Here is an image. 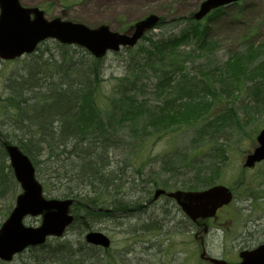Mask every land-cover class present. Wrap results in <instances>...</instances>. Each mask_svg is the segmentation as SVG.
<instances>
[{"label": "rangeland", "instance_id": "rangeland-1", "mask_svg": "<svg viewBox=\"0 0 264 264\" xmlns=\"http://www.w3.org/2000/svg\"><path fill=\"white\" fill-rule=\"evenodd\" d=\"M200 1L21 0L29 7L44 9L48 19L60 17L89 26L104 24L118 32L149 14L167 20L186 17L197 9ZM206 26L207 42L213 51L207 54L204 48L198 47L196 40H190L181 46L179 56L181 61L193 59L182 66L187 69L185 74L194 82L193 97L197 99L198 96L205 101L202 117L191 125H173L159 134L144 133L145 137L138 142L128 141L119 147L109 148L106 160L121 170V177L127 184L117 183L119 187L116 185L117 190L114 193V189L111 191V199H103L102 204L111 205L109 201L118 197L132 203L128 204L124 213L118 212V218H112L97 215L86 201L77 199L71 211L76 218L73 229L66 231L61 238L48 240L49 243L58 247V242H65L66 239L76 242L79 238L77 228H83L84 232L99 231L110 237L109 250L99 249L104 264H205L198 255L199 239L196 243L193 239L195 226L186 219L174 201L161 197L145 205L155 183H166L164 188L167 190H183L185 185L204 178H213V185H224L234 193L233 202L210 222L207 236L202 235L207 254L229 262L236 261L239 250L251 248L264 240V163L254 169H246L242 165L247 153L256 145L255 137L259 130L264 129V99L250 88L251 82L232 85L220 73L221 65L233 54H241L253 47L260 48V55L254 58L250 69L262 70L263 78L257 80L264 90V0H240L222 7L219 15L202 22L201 27ZM182 27H172V31L154 29L149 35L155 39L165 35L176 36ZM57 44L48 42L47 47L40 45L32 56H41L42 52L49 50L55 55L59 50L64 54L74 52L73 46L59 49ZM141 46L142 43H138L130 52L124 49L119 53L111 52L102 59V89L95 98L102 111L109 108L108 100L113 97L109 92L113 85L124 76L139 84L135 104L145 107L141 109L145 115L167 101L166 93L153 92L156 84L154 70L158 71V68L142 66V62H139L143 55V50L139 49ZM192 46H195V50ZM193 50V57L190 54L187 56ZM31 57L25 55L0 61V96L6 95V86L10 81L24 75L26 67L30 68ZM175 77L178 78V74ZM208 83L216 85H211L213 88L209 93L204 88V84ZM172 96L179 98L180 95L173 93ZM137 121L133 132L128 131L130 129L126 125L121 128L124 135L136 138L135 133L145 126L143 116ZM22 127L27 129L28 126L23 124ZM72 148L78 149L71 144V148L68 146L61 150L64 151L61 158L65 160L61 163L65 166L81 163L78 154L74 157ZM59 152L58 149V155ZM51 161L58 164L55 160ZM162 162L168 164L161 166ZM44 173L48 174V171L45 169ZM58 173L62 174L60 170ZM56 176L51 175L47 182L40 178L43 185L45 182L44 196L48 198H60L72 186ZM155 186L161 188L163 185ZM12 191L0 197V225L15 202ZM149 192L150 196L146 199ZM25 223L37 226L40 219L31 217ZM32 255L34 253L28 249L10 263L0 261V264H37Z\"/></svg>", "mask_w": 264, "mask_h": 264}, {"label": "trees", "instance_id": "trees-1", "mask_svg": "<svg viewBox=\"0 0 264 264\" xmlns=\"http://www.w3.org/2000/svg\"><path fill=\"white\" fill-rule=\"evenodd\" d=\"M214 15H219V10L212 12L208 19ZM164 18H161L157 28L172 31V27H183L176 36L165 35L159 39L150 35L143 37L142 46L139 48L143 50V55L139 62H142L145 68H158V71L154 70L156 84L153 92L155 94L163 92L168 95L162 107H157L147 115L141 112V109L145 108L141 107L143 105L135 104L139 84L126 76L113 85L110 93L113 97L111 96L108 100L109 108L102 111L101 106L95 100L102 88L103 79L99 78L102 62L94 60L79 48L56 58L49 53L50 51H45L41 56L36 55L35 59L30 58L32 59L30 68L24 72V75L10 81L6 86V95L0 96V120H2L0 139L19 144L22 152L35 163L38 178H44L47 182L51 175L57 174V179H65L66 184L72 185L73 187L71 186L61 194L62 197L86 201L95 210L96 208L105 209L107 205L102 204V201L107 198L111 199L119 187L117 183L127 184L121 177V170L114 168L106 160L109 148L119 147L128 141L138 142L145 137L144 133L159 134L173 125L179 127L180 125H191L192 122L202 117L205 101H201L202 99L200 100L197 94V99L193 97L195 90L192 80L185 74L182 65H179V56L182 52L180 46L190 40H196L207 54L213 51L206 40V28L201 27L200 22L194 23L190 18L179 17L175 20ZM260 52V48L253 47L243 54L233 55L221 65L220 73L226 78L225 81L232 85L244 81L251 82L250 88L257 96L264 99V90L257 80L263 78L262 70L250 69L254 58L260 55ZM45 54L48 55L44 59ZM189 54L193 52H188L187 56ZM177 74L178 79L175 78ZM221 75L218 76L219 81ZM204 85L208 93L212 91V86L209 85L216 87L215 83ZM173 93L180 95L179 98L173 97ZM47 101H49L48 104L33 109L28 118L19 120V116L25 113L24 107L33 103L44 104ZM140 116L144 117L145 126L135 133L136 138L131 139L124 135L121 128L126 125L130 129L128 131L133 132ZM7 120L10 122L8 123ZM23 124H27V129L22 127ZM71 144L78 148L77 150L72 148V153L74 157L78 154L80 158L76 157L81 163L69 167L61 163V161L65 162L61 158L64 152L61 150L68 146L71 148ZM51 159L58 164L52 163ZM167 164L168 162H162L161 166ZM45 169L48 174L44 173ZM59 170L61 175L58 173ZM158 184L166 187L164 182L155 185ZM213 184V178H204L185 185V187L194 190ZM16 189L10 167L6 163V155L0 147V197L7 191V194L10 193L11 190L15 194ZM112 190L113 193H111ZM129 203L132 202L122 200L121 197L109 201L114 212L125 211ZM95 213L104 216L102 213ZM107 216L111 215L107 214ZM83 232L80 228L76 242L81 245L80 249H85L81 251L85 256L84 260L73 253L71 244L76 242L65 240L59 244L60 247L52 249L56 250L60 258L70 260L69 264H98L103 259L97 256L94 248L82 242ZM43 252L47 255V251L43 250ZM47 257L49 258L48 255Z\"/></svg>", "mask_w": 264, "mask_h": 264}, {"label": "water", "instance_id": "water-1", "mask_svg": "<svg viewBox=\"0 0 264 264\" xmlns=\"http://www.w3.org/2000/svg\"><path fill=\"white\" fill-rule=\"evenodd\" d=\"M238 0H204L193 13L197 21L208 15V12ZM33 16V19L30 18ZM157 15H148L132 24L128 33L112 32L108 27L100 25L90 29L80 23L63 22L55 18L52 21L43 19V13L36 8L27 9L19 5L18 0H0V59L12 60L23 52L31 53L40 40L54 38L62 43L76 44L84 47L100 58L108 50L119 51L120 46L133 47L143 33L154 28L159 22ZM259 145L249 154L245 167L254 166L255 162L264 159V130L257 136ZM13 175L21 186L22 193L17 196L15 207L7 221L0 227V259L10 261L15 253L27 246L43 244L47 236H61L65 227L73 221L69 216L71 199L47 200L42 196V185L37 181L34 167L29 158L20 152L18 147L4 143ZM164 190H156L154 198ZM182 211L190 220L206 219L216 214L217 208L230 202L231 192L220 185L194 192H172ZM25 216H41L39 227H25L22 218ZM86 243L107 248L109 240L100 232H89L85 236ZM204 258V252L201 253ZM240 262L230 264H264V243L251 250H242ZM211 264H228L223 260L208 257Z\"/></svg>", "mask_w": 264, "mask_h": 264}, {"label": "bare ground", "instance_id": "bare-ground-1", "mask_svg": "<svg viewBox=\"0 0 264 264\" xmlns=\"http://www.w3.org/2000/svg\"><path fill=\"white\" fill-rule=\"evenodd\" d=\"M28 68L29 67H26L25 70H27ZM100 69H101L100 70L101 75L99 76V78L103 77V75H104V73H103V62L101 63ZM48 103H49V101H47L44 104H41V103L35 104V103H33L32 105L30 104L29 106L24 107L25 108V113L19 116V120H24V119L28 118L31 115V112H33V109H37L38 107H40L42 105H46ZM70 119H73V118L70 117ZM3 141L4 140L0 139V147H2V149H3V145H4ZM148 204L149 203H146L145 205H148ZM10 211L7 214V217L9 216ZM6 218L4 219L3 223H5L7 221ZM80 246L81 245L79 243H77V242L75 244H71V248L73 249V253H74L75 256L80 254V252H81ZM44 248H45V251H47L46 253L49 256V258L47 257V255L44 252H34V255H32L31 257H33L34 260H36L38 262H41L42 264H44V263L45 264H51V262L53 264H69L71 262L70 260H67V259L64 260V259L60 258L58 253L56 252V250H53L51 247L45 245ZM11 261H12V259H11ZM10 262H8V263H10ZM98 264H104V261H101ZM110 264H112V262H110Z\"/></svg>", "mask_w": 264, "mask_h": 264}]
</instances>
